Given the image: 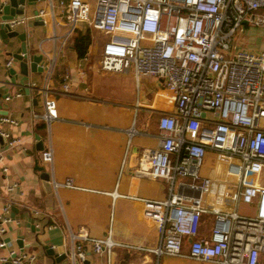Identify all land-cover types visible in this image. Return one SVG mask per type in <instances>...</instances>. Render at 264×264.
Returning a JSON list of instances; mask_svg holds the SVG:
<instances>
[{
  "label": "built area",
  "instance_id": "1",
  "mask_svg": "<svg viewBox=\"0 0 264 264\" xmlns=\"http://www.w3.org/2000/svg\"><path fill=\"white\" fill-rule=\"evenodd\" d=\"M94 1L91 8L86 0H47V9L33 16L48 14L55 27L57 6L58 15L67 19L64 35L60 38L54 30L50 38L54 52L42 65L44 83L38 92L43 111L36 117L48 125L59 118L55 91L49 87L54 75L63 79L62 94L73 95L69 73L55 72L58 39L64 45L81 24L102 33L101 71L133 73L135 116L126 130L128 143L142 133L135 127L141 108L158 116L156 145L139 151L133 175L163 180L167 194L160 199L136 197L158 235L154 246L139 249L157 257L214 264H264V51L236 49L233 42L244 23L264 25L258 12L264 0ZM24 20L14 17L7 23L14 30ZM82 58L90 59L89 53ZM13 63L11 57L5 65L10 68ZM142 78L157 81L147 102L141 101ZM15 124L13 118L0 115V139L8 148L21 142L4 127ZM209 152L215 156L214 172L201 178ZM41 160L52 165L51 147L42 151ZM48 182L53 189L74 188L69 180L59 183L49 177ZM14 188L6 186L8 192ZM241 203L252 206L253 215L240 213ZM11 206L6 202L0 212V248L8 246L2 235L4 224L11 221ZM204 215L213 216V224L202 235V226L209 227ZM113 220L114 207L109 228L100 238L70 232L67 260L81 264L93 252L106 255L112 264L114 247L138 248L117 240L120 233L113 229ZM0 263L35 264L36 256L9 248L0 255Z\"/></svg>",
  "mask_w": 264,
  "mask_h": 264
},
{
  "label": "crops",
  "instance_id": "2",
  "mask_svg": "<svg viewBox=\"0 0 264 264\" xmlns=\"http://www.w3.org/2000/svg\"><path fill=\"white\" fill-rule=\"evenodd\" d=\"M41 9H47V0H31L30 3L26 0L23 12L15 15L25 20L14 29L25 33L29 55H42L38 65L42 67L47 58L53 56L50 38L54 30L61 38L67 26L60 20L62 17L58 15L57 6L54 11L59 24L55 27L48 14L33 17ZM258 12L264 16V7ZM76 30L84 33L90 29L81 24ZM89 34L92 43L94 33ZM73 35L62 46L58 39L59 51L55 59V72L69 73L67 83L73 95L62 94L63 79L56 75L51 78L49 87L55 91L59 118L49 125L36 117L43 111V99L38 89L44 83V70L28 68L27 73L22 74L19 62L7 67L5 63L12 54L20 53L21 41L12 37L5 43L0 38V115L16 121L15 125L4 127L21 141L18 146L8 148L0 140V155L3 156L0 162V212L6 202L12 205L9 211L11 221L4 224L5 233L2 235L8 246L0 248V255L7 254L9 248L22 249L36 256L35 264H51L53 256L48 250L57 252L61 248L65 252L70 232L103 237L111 223L110 214L114 207L112 226L120 233L117 240L138 248L114 247L111 263L158 264L160 258L169 256L157 257L139 249L154 246L158 235L154 221L144 216V204L136 197H166L167 185L163 180L138 179L133 175L138 154L132 155L131 164L126 167L135 147L140 151L142 147L156 145L158 116L141 108L140 128H137L139 111L135 127L142 133L128 143L126 130L132 126L135 111L133 113L131 107L119 105L118 100L102 98V77L92 71V59L77 55ZM234 45L240 50L264 51V25L244 23ZM90 48L91 44L86 53L90 54ZM11 69L15 71L14 75L10 73ZM147 81L156 89L154 78ZM149 92L147 90L146 93ZM116 94L119 96L118 92ZM86 96L97 100L86 99ZM149 98L150 94H145L143 102ZM153 114L156 115L155 123L151 119ZM49 147L53 151L52 165L41 160L42 151ZM3 166L7 167L6 171H3ZM43 172L59 183L71 181L74 188L60 186L53 189L49 184L51 192L45 193L40 179ZM9 185H15L10 192L6 190ZM203 227L202 235L207 234ZM86 260L89 264H108L104 254L88 252Z\"/></svg>",
  "mask_w": 264,
  "mask_h": 264
},
{
  "label": "rangeland",
  "instance_id": "3",
  "mask_svg": "<svg viewBox=\"0 0 264 264\" xmlns=\"http://www.w3.org/2000/svg\"><path fill=\"white\" fill-rule=\"evenodd\" d=\"M86 1L89 2L91 8L94 6V2H95L94 0H86ZM60 20L63 21L64 23L67 22V19L64 17H62ZM238 31H240V29H238L234 35V41H233L234 44H235V39H236V35ZM89 32L94 33L89 57L90 59H92V66H93L92 71L97 73L98 76L102 77V80H101L102 84L100 86L102 95H104V97L102 98L118 100L117 102L119 105L123 104L125 107L127 106L131 107L134 113V103L136 99V86H135L132 70L130 71L129 74L101 71V58H102L101 44L104 42L105 37L102 33L98 31L89 30ZM140 84H141L140 85L141 86V101H143L145 94L151 95L155 87H152L151 83H149L147 80L143 78L140 80ZM147 90H149L150 92L146 93ZM116 92L119 93V96L116 94ZM140 112L141 110H139V115L137 118V128L138 129L140 128L139 126L140 120L143 118V113L141 112V115H140ZM151 117H152L151 118L152 123H155L156 115L153 114ZM150 128L149 130L152 131V129ZM214 166H215L214 153L209 152L203 161V165L200 170V177L201 178L211 177L214 172ZM239 212L242 214H246V215H253L254 210L252 206L241 203L239 207ZM204 221L207 222L209 226V227H206V226L203 227V231L206 232L207 230H209V228L213 224V216L204 215ZM158 264H214V263H209V262L203 263V262H197L194 260H188V259H183V258H178V257H162L160 258V261Z\"/></svg>",
  "mask_w": 264,
  "mask_h": 264
},
{
  "label": "water",
  "instance_id": "4",
  "mask_svg": "<svg viewBox=\"0 0 264 264\" xmlns=\"http://www.w3.org/2000/svg\"><path fill=\"white\" fill-rule=\"evenodd\" d=\"M26 0H0V38L3 39L5 43L8 42L9 38L17 37L20 41V53L12 54V58L14 62H19L20 72L22 74H26L28 68L31 70L43 71V67L38 66L42 61L41 54H33L29 55L27 51L26 45V35L25 33H19L17 30H13L9 27L7 21L14 18L15 15L21 14L23 12V8ZM29 3L31 0H27ZM10 73L14 75L15 71L13 69L10 70ZM1 140V139H0ZM139 153L138 147H135L134 150L131 151L127 168L130 166V158L132 155L137 156ZM134 165V163H133ZM42 189L45 193L51 192V187L48 183L49 174L46 172L41 173L40 176ZM191 241V238L188 239ZM19 245H22L19 241ZM48 253L53 256V262L51 264H71L67 260V255L65 252H62L61 248L57 249L55 252L53 249L48 250ZM79 264V263H76ZM81 264H89L88 260H84Z\"/></svg>",
  "mask_w": 264,
  "mask_h": 264
},
{
  "label": "trees",
  "instance_id": "5",
  "mask_svg": "<svg viewBox=\"0 0 264 264\" xmlns=\"http://www.w3.org/2000/svg\"><path fill=\"white\" fill-rule=\"evenodd\" d=\"M91 44V37L89 30H85L84 33L81 31H75L73 35V47L79 57L86 54L89 45Z\"/></svg>",
  "mask_w": 264,
  "mask_h": 264
}]
</instances>
